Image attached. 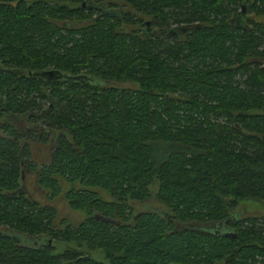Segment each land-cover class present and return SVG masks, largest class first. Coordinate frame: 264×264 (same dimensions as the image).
<instances>
[{"label": "trees", "instance_id": "1", "mask_svg": "<svg viewBox=\"0 0 264 264\" xmlns=\"http://www.w3.org/2000/svg\"><path fill=\"white\" fill-rule=\"evenodd\" d=\"M242 200L264 201V0H0V264H264V217L188 227Z\"/></svg>", "mask_w": 264, "mask_h": 264}, {"label": "rangeland", "instance_id": "2", "mask_svg": "<svg viewBox=\"0 0 264 264\" xmlns=\"http://www.w3.org/2000/svg\"><path fill=\"white\" fill-rule=\"evenodd\" d=\"M119 87L123 88H132L133 85L131 83H121L118 85ZM169 148H166L163 145H156L154 148L155 154H157V158H162L165 156L167 153H169ZM51 151V147H46L45 145H39V144H34L31 147V159L37 163H46L48 161V157ZM60 183V189L61 193L57 195L55 198L52 200L47 199L48 193L46 194L45 191L40 190L35 186L33 176L25 174L24 178L22 180V186L25 192L33 198V200L39 202L40 204L43 205H49L55 208L57 212V220L56 222L58 223L62 219L69 222V223H77L79 222L83 216L84 213L81 210H76L73 211L69 209L67 206V203L64 199V191L68 189L69 185L63 183L62 181H59ZM76 188V186H75ZM150 190L156 191V186L152 185L150 187ZM98 194L101 196V199L104 201H110V197L103 192L97 191ZM157 206L159 205L156 204V201L153 199H149L146 203L143 204V206ZM240 205L243 206V208L248 212L247 214L249 217H264V201H258V200H242L235 208V210L240 207ZM141 209V208H140ZM143 209V208H142ZM141 209V210H142ZM13 238H15L20 244L25 245V246H34L35 241L31 239H27L23 236H20L18 234L12 235ZM54 250L58 253L62 252L65 249L68 248H73L72 246H67L61 243L53 242L52 243ZM83 254H86L93 260L97 262H101L104 264H107V262L104 259V256L101 251H93V252H87L86 250L82 251Z\"/></svg>", "mask_w": 264, "mask_h": 264}, {"label": "flooded vegetation", "instance_id": "3", "mask_svg": "<svg viewBox=\"0 0 264 264\" xmlns=\"http://www.w3.org/2000/svg\"><path fill=\"white\" fill-rule=\"evenodd\" d=\"M145 24L148 26V22L146 21ZM148 28V27H147ZM148 30V29H146ZM148 33H150V31L148 30ZM173 36V34H172ZM141 212H146V213H152V214H156V215H160V216H164L166 218V220L171 219V216L166 215V213H164L163 209L161 208V206L157 207V206H143V211ZM248 212L243 208L242 205H240V207H238L235 211L229 213V217L228 220L230 221V225L228 224H213V223H206L203 225H198V224H189L188 227L190 229H192V231H204L210 234H216V235H223L226 238H234V232L231 230H228V228L231 229L232 224H236L238 222H241L242 220H244L245 218L249 217V215L247 214ZM174 222V221H172ZM229 223V222H228ZM175 228H179V224L178 223H173ZM204 227V229H203ZM215 264H227L226 260H222L219 263H215ZM255 264H260V260L257 259Z\"/></svg>", "mask_w": 264, "mask_h": 264}, {"label": "water", "instance_id": "4", "mask_svg": "<svg viewBox=\"0 0 264 264\" xmlns=\"http://www.w3.org/2000/svg\"><path fill=\"white\" fill-rule=\"evenodd\" d=\"M243 12H244V6L242 5L241 6V11H240V13L237 15H235L234 16V18L236 19V18H238L239 17V15H241V14H243ZM45 75H52V73L51 72H47V73H45ZM234 237H235V235H233Z\"/></svg>", "mask_w": 264, "mask_h": 264}]
</instances>
